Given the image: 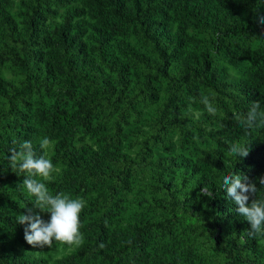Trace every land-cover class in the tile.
Returning <instances> with one entry per match:
<instances>
[{
	"label": "trees",
	"instance_id": "obj_1",
	"mask_svg": "<svg viewBox=\"0 0 264 264\" xmlns=\"http://www.w3.org/2000/svg\"><path fill=\"white\" fill-rule=\"evenodd\" d=\"M9 3L0 0V37L20 47L10 53L25 82L0 107V264H41L49 254L25 250L41 239L70 246L81 228L56 264H201L203 233L223 264H264V0H19V27ZM50 14L64 18L47 31ZM237 46L251 62L232 81L220 61L240 66ZM34 57L52 96L34 115L56 140L52 159L76 171L65 169V180L41 177L51 163L17 106L39 77ZM77 133L89 143L74 145ZM128 136L139 145L133 153L123 148ZM198 140L205 145L192 150ZM139 171L155 182L145 207L162 218L126 215L111 227ZM106 182L103 198L71 205L40 234L34 220L58 192ZM201 185L214 193L208 206L199 204Z\"/></svg>",
	"mask_w": 264,
	"mask_h": 264
},
{
	"label": "rangeland",
	"instance_id": "obj_2",
	"mask_svg": "<svg viewBox=\"0 0 264 264\" xmlns=\"http://www.w3.org/2000/svg\"><path fill=\"white\" fill-rule=\"evenodd\" d=\"M10 3L7 6V10L10 11L11 19L14 20L17 24V27L21 24V16L18 15L15 11L18 10V1L19 0H9ZM50 6H56L55 2H52ZM61 10V7H59ZM64 17H62L60 14H50L46 18H44V22L46 23L45 29L48 30H55L58 26L57 24L62 21ZM192 27L188 26L187 31L191 34ZM6 36L0 37V48H2V57L0 58V78L3 80L5 85L7 86V93L6 96L0 95V107L5 106L4 104L7 103V100L9 97L12 96V93L14 91L15 86L21 85L23 82H25L22 73L20 72L19 68L17 67V62L19 61L18 56L16 54H11L10 51L17 48L20 49V47H16L15 44L9 41L8 38H5ZM252 45H255V42L252 43ZM87 47L90 48L89 43H87ZM237 51H239V54L243 57L242 64L240 66L235 65L233 62L230 61L229 57L223 58L220 61V67L221 70L224 72L225 77L228 80L232 81H238L241 79H244L245 76V70L248 69L250 61V56L246 54L244 51H242L241 47L237 46ZM34 63V67L36 68L39 64L37 59L35 60V57L33 58L32 62ZM179 61L173 60L172 62V68L178 67ZM46 68L42 64V67L40 69L39 77L36 79V83L34 85L33 90L31 91L28 96H23L21 99H17V106L24 114V117L27 116L31 117V125L32 127L37 128L33 133V139L36 140L38 143H40L43 147L44 154L46 158L50 161L51 167L48 170L41 171L40 175L41 177L45 179H59V180H65V177L63 175V171L65 169H69L71 171V174L76 173L75 169H73L72 166H70L66 161L63 160H53V154L56 147V140L54 138H49L46 135V132L44 131L43 125H39L38 121L42 120L37 116L34 115L35 109L37 106H43L46 108L49 104V102L52 100V96L49 95V93L46 91L44 87V80H46ZM36 85H39V88H35ZM189 112L194 113V118L197 119L200 116V111L188 108ZM44 121V120H43ZM207 128L212 127L211 125H205ZM6 131V130H5ZM176 132H173V135H171L172 140L176 139ZM222 138V137H221ZM137 141L133 136H128L126 139L123 140V148L127 149L129 152L133 153L137 149H139V145L135 142ZM82 142L89 143V139L86 136L82 137L79 135V133L76 134V139L73 141V144L78 146ZM176 142H178L176 140ZM205 143H201L200 140H198L194 148L192 147V150H195L198 147H203ZM191 149H186V153L191 154ZM224 158L227 162H229V155L224 153ZM179 181V179H177ZM183 180V177L180 179ZM155 182H153L152 179H150L149 174L143 175L140 173V171L136 175H132L129 180L127 181L126 186L121 191V199L123 207H118L116 211L111 213L110 219L112 220L111 227L117 226L121 224L123 221H125L124 216L126 215H132L135 218H139L141 216H146L149 221L153 219H161L162 215H160V212L158 210L153 209H146L145 206L152 201L153 197V187H150L151 185H154ZM175 183V182H174ZM108 182L101 183L98 188H93L91 190H82L80 192L74 193V189L70 190H62L58 192L57 199L48 205L47 207L42 208L41 215L39 218H36L34 221L38 225V229L40 231V234L43 235L45 225L48 224L53 218L62 217L65 215L67 209L74 204H83L87 203L89 199H100L104 196L105 187L107 186ZM156 187V186H154ZM47 191L49 192V188H47ZM201 194H204L205 196H201V200L199 201L200 205L208 206L209 201L211 200V197L213 196V192L209 190L206 186L201 185ZM253 193L251 192L248 197H250ZM162 196V195H161ZM182 201V200H181ZM179 200V203L181 202ZM198 203V201H196ZM240 213L243 211V207H240ZM239 213V214H240ZM225 219L231 218L233 216L232 211H228L225 213ZM178 228V227H177ZM259 229V228H258ZM261 230V229H260ZM178 232V231H177ZM82 234L83 229L81 228L78 232V235L76 236V240L74 243L70 246H66L61 243H55L51 247H47L45 244V241L41 239L40 242H37L31 246L30 249H26L25 253L29 255L32 258L35 257H44L47 254L50 255L49 259L46 261H43L41 264H56L54 261V258L59 256L60 254L70 251L74 249L78 242L82 240ZM197 247H199V251L204 253V256L201 258V264H223V257L220 258L218 255H212L209 249L210 247V239H208L207 235L203 233L202 235H199L195 238ZM210 250V251H209ZM246 264V263H245Z\"/></svg>",
	"mask_w": 264,
	"mask_h": 264
}]
</instances>
